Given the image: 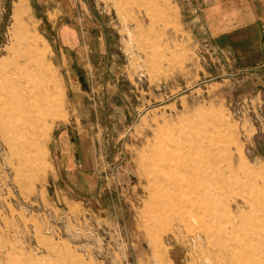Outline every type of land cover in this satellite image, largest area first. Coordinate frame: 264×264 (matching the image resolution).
I'll use <instances>...</instances> for the list:
<instances>
[{
	"label": "rangeland",
	"instance_id": "rangeland-1",
	"mask_svg": "<svg viewBox=\"0 0 264 264\" xmlns=\"http://www.w3.org/2000/svg\"><path fill=\"white\" fill-rule=\"evenodd\" d=\"M211 5L0 0V264H264V67Z\"/></svg>",
	"mask_w": 264,
	"mask_h": 264
},
{
	"label": "crops",
	"instance_id": "crops-1",
	"mask_svg": "<svg viewBox=\"0 0 264 264\" xmlns=\"http://www.w3.org/2000/svg\"><path fill=\"white\" fill-rule=\"evenodd\" d=\"M211 5L214 44L243 68L264 67V0H202ZM222 11L217 18V11Z\"/></svg>",
	"mask_w": 264,
	"mask_h": 264
}]
</instances>
